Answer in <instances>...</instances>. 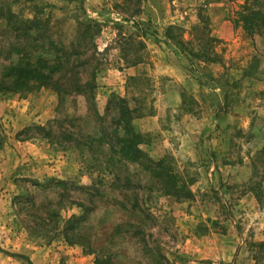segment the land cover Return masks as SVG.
Returning a JSON list of instances; mask_svg holds the SVG:
<instances>
[{"label":"rangeland","instance_id":"rangeland-1","mask_svg":"<svg viewBox=\"0 0 264 264\" xmlns=\"http://www.w3.org/2000/svg\"><path fill=\"white\" fill-rule=\"evenodd\" d=\"M258 11L0 0V264H264Z\"/></svg>","mask_w":264,"mask_h":264},{"label":"crops","instance_id":"crops-1","mask_svg":"<svg viewBox=\"0 0 264 264\" xmlns=\"http://www.w3.org/2000/svg\"><path fill=\"white\" fill-rule=\"evenodd\" d=\"M11 161H13V160H11ZM11 169L12 170H9V168H6V167L0 168V173H1L0 174V183L2 184V187L0 189H2L4 183H6V181H3V179H6L7 177L9 179H11L13 181V183L15 184V182L18 181V179H20V178L31 177V176L24 175V173L32 172L33 173L32 177H34V175H36V177H39V173H41L43 171L38 167V165L35 167L33 166L31 168L30 166L29 167H19L18 164H16L14 167L12 166ZM8 171H10V172H8ZM7 191L8 190L3 191V194L7 193ZM10 197H11V194H8V193L5 196H3L0 199V205L3 203L4 199H5V203H6ZM247 198H250V197L247 196ZM251 199H253L252 196H251ZM11 221H13V222L15 221V216L11 217ZM15 229L16 228H13V226L7 229V233H9L8 236L12 240V241L9 240V241H11V253H13V254L16 253L19 255L23 254V255H26V257H28V254L33 252V251L25 250L26 244H24V242L27 240V238L29 236L26 232H24L23 229L20 230L17 228L19 231L15 230ZM11 231H15V232L12 233ZM1 233H3V232H1ZM22 249H24L25 251Z\"/></svg>","mask_w":264,"mask_h":264},{"label":"trees","instance_id":"trees-1","mask_svg":"<svg viewBox=\"0 0 264 264\" xmlns=\"http://www.w3.org/2000/svg\"><path fill=\"white\" fill-rule=\"evenodd\" d=\"M253 16H254V18H247L245 20L246 27H253V25H251V23L254 22V21L262 20L264 18V13L262 11L254 12ZM263 21H264V19H263Z\"/></svg>","mask_w":264,"mask_h":264}]
</instances>
